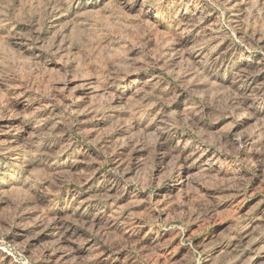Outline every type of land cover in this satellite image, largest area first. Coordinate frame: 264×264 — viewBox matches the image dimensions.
I'll list each match as a JSON object with an SVG mask.
<instances>
[{
    "label": "rangeland",
    "instance_id": "obj_1",
    "mask_svg": "<svg viewBox=\"0 0 264 264\" xmlns=\"http://www.w3.org/2000/svg\"><path fill=\"white\" fill-rule=\"evenodd\" d=\"M0 264H264V0H0Z\"/></svg>",
    "mask_w": 264,
    "mask_h": 264
}]
</instances>
